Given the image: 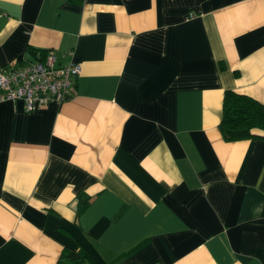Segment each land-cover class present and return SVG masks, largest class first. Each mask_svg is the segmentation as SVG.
<instances>
[{
	"label": "crops",
	"instance_id": "crops-1",
	"mask_svg": "<svg viewBox=\"0 0 264 264\" xmlns=\"http://www.w3.org/2000/svg\"><path fill=\"white\" fill-rule=\"evenodd\" d=\"M191 14V16H189ZM53 50L66 99H0V264H264V0H0V66Z\"/></svg>",
	"mask_w": 264,
	"mask_h": 264
},
{
	"label": "built area",
	"instance_id": "built-area-1",
	"mask_svg": "<svg viewBox=\"0 0 264 264\" xmlns=\"http://www.w3.org/2000/svg\"><path fill=\"white\" fill-rule=\"evenodd\" d=\"M79 71L77 62L58 64L53 50L21 64L10 61L0 66V99L20 100L26 111L50 101L61 102L68 97Z\"/></svg>",
	"mask_w": 264,
	"mask_h": 264
},
{
	"label": "trees",
	"instance_id": "trees-1",
	"mask_svg": "<svg viewBox=\"0 0 264 264\" xmlns=\"http://www.w3.org/2000/svg\"><path fill=\"white\" fill-rule=\"evenodd\" d=\"M218 129L227 141L264 139V103L249 95L225 90ZM61 257L65 264H96L91 253L83 246L78 249L65 247Z\"/></svg>",
	"mask_w": 264,
	"mask_h": 264
}]
</instances>
